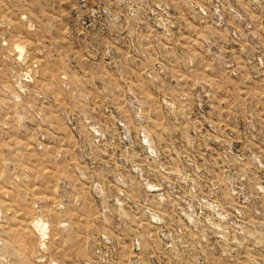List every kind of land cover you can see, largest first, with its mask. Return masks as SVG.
<instances>
[{
  "label": "rangeland",
  "instance_id": "374dc122",
  "mask_svg": "<svg viewBox=\"0 0 264 264\" xmlns=\"http://www.w3.org/2000/svg\"><path fill=\"white\" fill-rule=\"evenodd\" d=\"M0 264H264V0H0Z\"/></svg>",
  "mask_w": 264,
  "mask_h": 264
}]
</instances>
